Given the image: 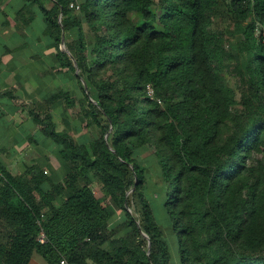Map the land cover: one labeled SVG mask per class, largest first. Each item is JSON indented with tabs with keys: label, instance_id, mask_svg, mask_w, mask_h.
<instances>
[{
	"label": "trees",
	"instance_id": "1",
	"mask_svg": "<svg viewBox=\"0 0 264 264\" xmlns=\"http://www.w3.org/2000/svg\"><path fill=\"white\" fill-rule=\"evenodd\" d=\"M69 1L32 6L52 67L83 96L59 89L41 106L78 105L97 135L79 144L50 111L34 113L61 167L14 174L0 160V264L36 253L46 264H171L168 234L182 264H264V0ZM217 16L229 27H213ZM147 145L153 166L137 155Z\"/></svg>",
	"mask_w": 264,
	"mask_h": 264
},
{
	"label": "crops",
	"instance_id": "2",
	"mask_svg": "<svg viewBox=\"0 0 264 264\" xmlns=\"http://www.w3.org/2000/svg\"><path fill=\"white\" fill-rule=\"evenodd\" d=\"M37 8L32 0H0V160L14 174L32 165V132L39 133L34 113L45 95L32 91V79L39 89L46 79L53 83L57 71L52 67V42L44 37L45 22L43 16L37 20ZM34 259L46 264L38 253Z\"/></svg>",
	"mask_w": 264,
	"mask_h": 264
},
{
	"label": "rangeland",
	"instance_id": "3",
	"mask_svg": "<svg viewBox=\"0 0 264 264\" xmlns=\"http://www.w3.org/2000/svg\"><path fill=\"white\" fill-rule=\"evenodd\" d=\"M37 9V20L41 22L43 12L41 9ZM155 9H157V12L162 11L161 7H155ZM213 27L226 29L229 27V21H227V19H223L217 16L214 20ZM261 31V27L258 26V36ZM34 35L37 36L38 34L35 33ZM86 35L89 36L87 28ZM237 38H241V36L238 35ZM231 39L234 40L236 38L231 37ZM64 47L66 48L65 45ZM77 74L78 72L76 71V75ZM52 77L53 83L46 79L42 87L39 89L37 88L39 87L38 85L35 86L37 84L36 80L32 79V91H36L39 94L42 93L46 96L49 93H53L59 89H62L66 91H71L73 95H77L78 97L83 96L81 86L78 84L76 77L70 71L65 70L62 73H60L59 71H55ZM225 77L227 79L228 84H230L235 89L237 98L240 99L241 86L237 76L234 74L233 71L228 69V71L225 73ZM55 85L57 86V88ZM35 110L36 112H40L43 116L46 115L48 111H50L49 113L52 114L53 118L57 123L58 128L70 130V132L74 135L79 144L89 142L97 135V127L95 128L93 126H87L86 121L81 119L80 109L78 105H75V107H71L69 109L64 107H47V105L45 107H42L41 105H39ZM106 136H108V134ZM58 148L59 146L56 143L51 142L50 139L44 138L36 130L32 132V163L35 162V158H38L40 162H43V164L46 165V168L49 170V173L54 170H59L61 167L60 159L57 156ZM137 155L140 159L144 160V162H147L148 164L151 163V166H153L155 147L153 145H147L142 151H139ZM95 189L97 193L100 194V187L97 183L95 184ZM168 237L171 243V264H182L180 260V251L178 249L179 243L177 241V238L175 237V234H168ZM32 263L36 264L35 259H32Z\"/></svg>",
	"mask_w": 264,
	"mask_h": 264
},
{
	"label": "built area",
	"instance_id": "4",
	"mask_svg": "<svg viewBox=\"0 0 264 264\" xmlns=\"http://www.w3.org/2000/svg\"><path fill=\"white\" fill-rule=\"evenodd\" d=\"M81 3H82L81 0H70V1H69V6H70L71 8H73V9L80 10L81 7H82V6H81ZM147 89H148V90H147V91H148V94L151 96V98H153V99L157 98L156 95H155V91H154V89H153V87H152L151 85H148ZM158 101L161 102V99H158ZM39 239H40L41 241L44 242V241L46 240V238H45V234L42 233V234L40 235ZM59 264H78V263H76V262L73 261V260H70V259L67 258V257H62V258L60 259V261H59Z\"/></svg>",
	"mask_w": 264,
	"mask_h": 264
},
{
	"label": "water",
	"instance_id": "5",
	"mask_svg": "<svg viewBox=\"0 0 264 264\" xmlns=\"http://www.w3.org/2000/svg\"><path fill=\"white\" fill-rule=\"evenodd\" d=\"M64 43H62V45H61V47H62V49L65 51V50H67L65 47H64Z\"/></svg>",
	"mask_w": 264,
	"mask_h": 264
}]
</instances>
